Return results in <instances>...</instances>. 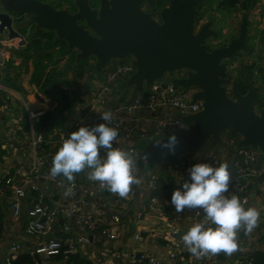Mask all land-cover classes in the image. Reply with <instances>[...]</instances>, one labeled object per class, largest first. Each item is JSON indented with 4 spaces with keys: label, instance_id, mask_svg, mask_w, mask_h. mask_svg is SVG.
Returning <instances> with one entry per match:
<instances>
[{
    "label": "built area",
    "instance_id": "1",
    "mask_svg": "<svg viewBox=\"0 0 264 264\" xmlns=\"http://www.w3.org/2000/svg\"><path fill=\"white\" fill-rule=\"evenodd\" d=\"M4 32L0 36V67L9 58L10 50L18 46L17 40L24 41L27 38L20 35L9 38ZM134 72L131 59L125 64L117 63L105 73L102 81H94L92 92L82 91L78 106L85 115L74 124L68 134L59 129L52 133L37 130L45 112L31 110L26 103L0 84V124L7 127L3 137L4 149L6 153L10 152V156L5 157L3 163H11V151L22 159L27 156L31 159L28 171H23L21 164L12 172H0V198L6 191L10 194V227L14 230L22 216L26 215L29 221L24 227V234L27 237L43 238L44 243L34 250L35 254L43 258L56 256L61 251L59 241L51 237L46 239L54 231L56 219L61 217L65 220L63 231H79L68 240V253L76 252L77 246L92 245L95 241L93 234L101 228L104 241L98 255L94 257L95 264H222L217 256L197 260L187 251L181 237L203 219V213L188 210L177 213L171 204L172 195L170 192H161L159 181L165 180L175 190L183 191V183L191 182L188 170L194 164L207 163L212 167H219L224 163L220 154L224 152L228 157L225 162L229 165L230 173V187L226 195H236L246 207L251 193L255 190L262 197L260 218L264 222V154L259 150L250 147L238 148L233 141L225 144L222 142L218 151L210 150L206 154L200 151L168 153L174 163L163 154L160 162L166 158L167 163L161 169L153 168L149 157L147 164L138 157L134 175L142 182L132 185V191L126 199L102 190L99 182L89 181L87 169L78 173L79 177L74 174V181L71 183L62 176L53 178L50 175L52 159L68 135L80 127L103 123L100 115L105 111L112 114L109 126L116 128L119 133L113 147L138 153L139 156L143 155L136 149L135 140L147 139L150 132L154 136L164 137L190 131L192 125L183 118L200 113L203 105L201 99H194L197 92L195 88L183 91L171 81H157L147 87L146 94L130 97L113 107L109 106L112 84L122 77L129 78ZM91 111L94 113L91 114ZM137 132L138 138L133 139ZM18 135L27 138H19ZM105 157L106 152L102 151L101 158ZM164 169H167V174L162 175L160 171ZM10 173L13 174L11 178ZM48 179L52 182L50 188L46 182ZM69 189L71 194L66 195ZM125 223L133 226L129 239L133 248L129 252H124L119 243L127 229L124 227ZM255 236V229L248 234L243 229L238 232L239 251L232 255L234 264H251L246 261L245 255L256 249ZM148 239L162 243L163 259L144 249L134 248V245L139 246ZM20 249L19 241L13 242L4 264H11Z\"/></svg>",
    "mask_w": 264,
    "mask_h": 264
},
{
    "label": "water",
    "instance_id": "2",
    "mask_svg": "<svg viewBox=\"0 0 264 264\" xmlns=\"http://www.w3.org/2000/svg\"><path fill=\"white\" fill-rule=\"evenodd\" d=\"M73 1L75 13L39 0H2L0 36L6 30L9 38L19 37L13 28L17 20L14 18L25 15L35 24V31L53 32L55 41L63 40L66 50L76 51V63L94 57L97 73L112 61L130 58L135 72L127 84L141 95L165 75L184 72V77L171 82L183 91L195 88L194 99H201L203 105L200 113L183 118L192 126L189 132L176 134L174 154L203 152L209 141L210 147H216L225 129H229V137H240L238 148L250 147L264 154V103L255 110L253 102L259 94L247 80V93L241 95L234 86V100L230 99L224 89L227 79L222 77L224 60L234 58L245 47V19L235 39L210 51L205 42L216 37V32L210 23L198 30L195 26L201 0H168L167 7L159 13L161 23L142 9L146 5L151 12L156 11L155 0H97L98 8L94 9L87 0ZM81 90H94L90 79L85 80ZM157 140L167 143L168 138L147 140L144 145L155 164L163 154L170 153L167 148L157 147Z\"/></svg>",
    "mask_w": 264,
    "mask_h": 264
},
{
    "label": "clouds",
    "instance_id": "3",
    "mask_svg": "<svg viewBox=\"0 0 264 264\" xmlns=\"http://www.w3.org/2000/svg\"><path fill=\"white\" fill-rule=\"evenodd\" d=\"M100 120L104 122L80 127L68 135L52 159L50 175L53 178L62 176L71 183L74 174L87 169L89 181L99 182L102 190L126 199L132 185L142 182L134 175L137 158L147 164L148 156L114 148L113 142L119 133L109 126L111 112L105 111ZM177 144L175 133L168 137L167 143L155 142L157 147L167 148L171 154H174ZM102 151L106 152L105 158H101ZM228 169L227 162L219 167L207 163L194 164L188 170L191 182L183 183V191L172 193L171 204L177 213L185 210L203 213V219L181 237L187 251L197 260L221 253L231 257L239 251L238 232L243 229L248 234L258 226L260 213L255 208L245 209L239 197L226 195L230 187ZM65 194H71V190Z\"/></svg>",
    "mask_w": 264,
    "mask_h": 264
},
{
    "label": "crops",
    "instance_id": "4",
    "mask_svg": "<svg viewBox=\"0 0 264 264\" xmlns=\"http://www.w3.org/2000/svg\"><path fill=\"white\" fill-rule=\"evenodd\" d=\"M207 0H201V3L198 5L196 12L198 13V16L196 17V30L200 29V27H202L204 24L206 23H210L211 24V29H215V27L220 26L221 25V21L224 20L223 18L226 19V17H224L223 15V11L220 10L219 8L217 10L215 5H212V7L210 6H206L207 4ZM51 5V4H50ZM54 7V6H53ZM207 10L205 11L204 9ZM58 9V8H56ZM63 9V8H60ZM238 10V8H237ZM235 10V11H237ZM70 12V11H69ZM239 12V11H237ZM251 15L250 17L254 18V20H256V17L260 14L264 13V0H261L257 3V5L254 7V9L250 12ZM238 18H240V14L234 12L233 13V19H232V23H237ZM248 19H251L249 17H247ZM17 19L16 21L13 22V28L19 32L20 37L25 36L27 37L24 41H18V46L16 48H12L10 50L9 53V58L7 59L5 65L6 67H8L7 65H12L13 67L8 69V70H14V68L18 67L21 63H23L24 60H26V56L30 57V59L26 60L28 61V65L26 67H28V75L21 78L18 81V84L13 85L12 82L8 83L7 85L2 84L3 87L6 90L11 91L14 95L17 96V98L21 99L24 103H26L27 107L30 108L31 110L34 111H38V110H43L45 113L47 112H51L52 110H54L57 106L56 102L53 101V103L49 102L47 100V96L41 95L37 92L35 86L31 83V78L32 75L34 73V69H33V59H31V57H34V52L37 48H39V50H36L35 56H42V55H47V59H44V64L46 66H48V68L50 67V65H48V63L50 61L53 62V64L60 70V71H64L65 70V66H67L68 63V59L67 56L65 55H55V52H57L58 50V46H53V42H55L56 40V35L53 32H48V31H43L45 34H47L44 37H33L31 36L33 32H39V31H35L34 27L35 24L33 22H30V20L26 19L25 15L19 16V18H14ZM233 32V31H232ZM251 30L247 27V35H246V43H245V47H243L242 49H240L241 52V57L238 58L236 60H238L239 62L241 61V59H243V61H248V63L253 62L254 64H256V66H260L261 62L259 63V61H261L264 57V52H263V48L261 49L259 47L258 44H262L264 43V41H261L263 39H261L258 36V33H254L251 35ZM254 38H252L250 40L251 37H249L250 35ZM4 35H8V32H4ZM27 35V36H26ZM231 35V34H230ZM29 36H31L32 41L38 42L36 46L31 45V48L28 50V45L30 43ZM225 38V37H224ZM51 40V41H49ZM209 40H214L213 37H210L205 44L207 45ZM221 41V40H220ZM250 41V42H249ZM258 42H262V43H258ZM52 43V48H50L49 50H46L45 47L49 44ZM250 43V44H249ZM42 47V48H41ZM208 47V46H207ZM209 48V47H208ZM28 50V51H27ZM27 51V52H26ZM25 56V57H24ZM258 58V59H256ZM92 60V61H91ZM130 58L126 59V62H129ZM258 60V61H257ZM90 68L92 69V77H91V83L94 84V81H102L103 77L105 75V73H107L115 64L120 63V61H112L110 62V64L108 66H106L104 69H102V71L100 73H97L96 69H95V64H96V60L95 59H88L87 60ZM94 61V62H93ZM25 67V68H26ZM16 72H18L17 69H15ZM74 70H69L68 73L66 74L67 79L69 80L71 78V75H73ZM13 74V73H12ZM168 76V75H165ZM177 76V75H176ZM184 77L182 76H177V78H182ZM130 78V77H129ZM129 78H120L118 80H116L112 86H111V97H110V103L109 106L113 107L116 106L118 103H121L127 99H129L130 97H135L137 95H141L140 93H136L134 92V87L133 86H129L127 84ZM165 81H167L166 79H163ZM12 83V84H11ZM69 85L73 88V90H75L77 92V100L74 103V108L75 110H70V113H72L73 116H69L67 117L66 121H65V127L64 128H58L59 131L64 132V133H69L74 124L76 122L79 121V119H81L84 115L85 112L80 111L79 109V101H80V93L82 92L81 90V86L82 85H74L73 83H69ZM93 86V85H92ZM145 88V87H144ZM147 89V87L145 88V90ZM37 94H39L40 96L38 97ZM80 97V98H79ZM96 112H99L98 110H96ZM95 112V113H96ZM78 114L77 115H75ZM91 114L94 113V111L90 112ZM89 114V115H91ZM7 130V127L5 124H0V137H4L5 132ZM230 132V131H229ZM173 134V133H172ZM172 134L166 135L164 137H160V136H154V138L152 139H148V140H153L156 138H168L169 136H171ZM229 137V133L226 134V136L224 137ZM17 137L19 138H27L26 136H22V135H18ZM231 138V137H230ZM235 139V143L237 146L238 141H240V137L236 136L233 137ZM222 139V138H221ZM147 141V140H146ZM145 141V142H146ZM136 144H142V141L139 140H135ZM222 143V142H221ZM221 145V144H220ZM216 148V147H215ZM214 149V148H213ZM217 150V149H216ZM205 151V150H204ZM214 151V150H212ZM12 154V159H11V163L10 161H8V163H0V172L1 171H14V169L19 168L20 165L23 166L22 169L23 171H28L30 168V164H31V159L27 156L26 159H22L20 158L19 155H17L16 153H13L11 151ZM223 159V162H225L228 157L224 154V152L220 153ZM7 208H6V213H7V219L11 220V214H10V198H7ZM261 203H262V197L260 194H258L255 190L251 193L248 204L246 205L245 209L247 208H255L259 213H260V207H261ZM19 225H17V227H15L14 230L11 229V227L9 228L10 231L7 232L6 237H4L3 240L0 241V264H4L6 258L9 256V248L12 245V240L16 241V240H20L22 241V250L23 251H29L32 249H35L36 247L40 246L41 244H39V241H37L36 239H29L25 236H21V230L19 229L20 227H18ZM125 223L124 227H126L127 229L125 230V234L122 235V237L120 238V246H123L122 248L124 249V252H129L131 248H133V246L130 244V233L131 231H133V226L129 225ZM17 229H19L17 231ZM256 230V236H255V248L264 251V222L261 220V218L258 221V226L255 228ZM16 231V232H14ZM121 231H124L123 229H121ZM129 235V236H128ZM15 239V240H14ZM36 240V241H34ZM93 245V244H92ZM92 245H89V247H86L88 249L87 252H83L84 247H80L77 246L76 247V251H79L80 253H82L83 255L87 256L90 260H94L95 258V250L93 248ZM36 246V247H35ZM112 246V245H110ZM134 248L137 249H141V250H145L146 252L152 254V255H156V257L163 259L164 256V252H163V247H162V243L159 241H153L151 239H148L144 242L141 243V245L139 246H135ZM233 257H229L227 256L224 260H222V264L223 263H235L232 261ZM46 264V262H44ZM231 263V264H232Z\"/></svg>",
    "mask_w": 264,
    "mask_h": 264
},
{
    "label": "trees",
    "instance_id": "5",
    "mask_svg": "<svg viewBox=\"0 0 264 264\" xmlns=\"http://www.w3.org/2000/svg\"><path fill=\"white\" fill-rule=\"evenodd\" d=\"M260 0H217V6L220 10H228V9H235L240 10V8L242 10H244L247 13H250L254 7L257 5V3ZM168 3V0H155V5L157 10L158 9H162L165 4ZM16 18H19L18 15H15ZM263 17H264V13H263ZM264 33V30H263ZM47 34H45L43 31H39V32H33L31 36L33 37H44ZM221 35H226L224 33H222ZM31 36H29V39H31ZM223 38V37H222ZM263 39V38H262ZM38 42L32 41V39L30 40V43L28 45V50L31 48V45L33 47L37 45ZM53 46H58V55H65L67 56L68 59V63L67 66L65 68L64 71H60L59 69H57V67L52 64L49 68L48 66H46L44 64V59H47V55H42V56H36L33 59V69H34V73L32 75L31 78V83L35 86L37 92L41 95L50 97L51 99H53L57 106L55 111H51V112H47L43 115V117L40 120V123L37 127V130L45 132V133H52L53 130H56L58 128H64L65 127V121L67 119V117H69L70 115H72V113H70V110H75L74 108V103L77 100V92L75 90H73V88L69 85L68 82L63 81L62 78L66 75V73L69 70H80L83 67H87L88 68V72L91 73L92 69L90 68V66L88 65V61L87 60H81L78 63H76L75 60V55H76V51H74L73 49L70 50H66L67 45L65 43V41L63 40H58L53 42ZM38 49V48H37ZM242 49V48H241ZM27 50V51H28ZM39 50V49H38ZM26 51V52H27ZM240 56V55H239ZM25 57V56H24ZM237 55L236 58H234L232 60V62H234V60L237 59ZM30 59V57L26 56V60ZM126 60H122L120 61L121 64H125ZM239 62V61H238ZM237 67L234 68V79L236 81L237 84V90L240 93H244L245 92V80H247L251 86L253 87V89L256 92H260V86H257V81L254 80V69H255V64H250L248 63V61H240L238 65H236ZM225 70L222 74V77L225 79H230L231 77L225 75ZM263 81V78H262ZM144 98V97H143ZM122 103V102H121ZM254 106L256 108H259L261 106H263L264 100H262V98L260 97V95L258 97H256V99L254 100ZM119 104V103H118ZM75 115L78 116V114L75 113ZM91 127V126H89ZM140 127L142 128V125H140ZM140 132V131H139ZM139 132H137L134 136L133 139H137L138 138V134ZM141 133V132H140ZM229 133L228 129L223 130L220 133L221 136V140L222 142L228 143L230 141H233L235 143V139L234 138H230V137H223L226 136V134ZM154 138V135L150 132L148 133V137L147 139L142 140V144H139L136 146V149L142 153V155L145 153L148 155L151 163V166L155 169H161L164 168L166 165V158H170V160L172 161V163H174L173 159H171V157L168 155V153L164 154L165 155V160L164 161H159L157 164L153 163L151 157L149 156V154L147 153L144 145H145V141L148 139H152ZM15 142V141H14ZM4 144H5V139L3 137H0V163L3 162L4 158H5V149H4ZM18 145V143H14V145ZM236 144V143H235ZM220 145H217L216 148L214 149H205V151H203L204 154H206L207 152H209L210 150H214V151H218L220 149ZM217 149V150H216ZM194 152H198V151H193ZM202 154V155H204ZM12 173L9 174V177H12ZM75 177H79L78 174H75ZM3 183V182H2ZM159 186H160V190L161 192L167 193L170 192V194L172 195L173 191H175L174 188H172L171 186L167 185L166 181H159ZM10 196L9 192H5V195L0 198V241L4 239V237H6V234L10 228V220L7 219V213H6V208H7V198ZM230 198V197H229ZM51 204V202H50ZM29 221V218L26 215H23L20 222H19V229L21 230V236H25L24 234V227L27 224V222ZM65 224V220L62 219L61 217H58L55 221L54 224V231L51 234V238L54 240L59 241L60 245H61V251L58 255L56 256H51V257H47V258H43L40 255H37L34 253L35 249L32 250H27V251H23L22 249H20V251L17 253V255L15 256V258L11 261V264H41L42 262H46V264H95L94 261L90 260L87 256L83 255L82 253H80L79 251H76L74 253H68V246H67V242L68 240H70L71 238H73V235L76 234L79 231H71V232H65L63 231V225ZM17 229V231L19 230ZM19 230V231H20ZM101 228H98L97 231H95L94 238L95 241L93 243V248L95 250V255H98L100 248L103 246V241H104V237L101 234ZM16 232V231H14ZM29 239H36L37 241H39V244H43L44 240L43 238L40 237H27ZM15 240V239H14ZM21 240V239H20ZM19 241L20 246L22 248V241ZM34 240V241H36ZM12 242H15L12 240ZM36 247V246H35ZM9 254V253H8ZM220 260H224L227 256L224 255L223 253L219 254L217 256ZM246 261H249L251 264H264V251L259 250V249H253L250 252H248L247 255H245Z\"/></svg>",
    "mask_w": 264,
    "mask_h": 264
},
{
    "label": "rangeland",
    "instance_id": "6",
    "mask_svg": "<svg viewBox=\"0 0 264 264\" xmlns=\"http://www.w3.org/2000/svg\"><path fill=\"white\" fill-rule=\"evenodd\" d=\"M39 1H41V2H44V3H47V4H51L52 6H55V8H58V9H60L61 7L65 10V11H67V9L70 7V5H71V7H72V9L70 10V13H75V11H76V8H75V6H74V1L73 0H62V2H61V0H39ZM90 1H94V2H97V0H90ZM261 1V0H260ZM1 2H2V0H0V4H1ZM63 2H64V4H63ZM217 0H207V5L206 6H210V7H212V5H215L216 6V9L215 10H217L218 9V6H217ZM67 6V8H66V6ZM167 5H168V3L167 4H165V6L162 8V9H158V10H156V11H153V12H151V10H149L148 8H147V6L146 5H143V11H145V12H149L150 13V15H151V17L156 21V22H158V23H161V16H160V14L159 13H161L162 11H163V9H165L166 7H167ZM69 10V9H68ZM205 11L207 10V8L206 9H204ZM223 11V15H224V17H226V19L225 18H223L224 20H222L221 22V25L220 26H218L217 25V27H215V29H212V30H214V32H216V34H217V36L216 37H213L214 38V40L212 41V40H209L207 43V46H210L211 48H215L217 45H218V39H219V43H223V44H227V42H229V41H231L232 39H234V38H236L237 36H238V33H239V28H240V25H241V23H242V21H243V19H245V23H246V26L252 31L251 32V35L252 34H254V33H258V36L260 37V38H263L264 39V33H263V30H264V17H263V14H260L259 13V15L256 17V20H254V18L252 17H250V15H251V13H247L246 14V12L244 11V10H242L241 8H240V10H237V11H239V12H237V11H235V9H228V10H222ZM234 12H236V13H239L240 14V18H238V20L239 21H237V23H232L231 21H232V19H233V13ZM247 17H249V18H251V19H248ZM233 31V32H232ZM222 33H224V34H226V35H221ZM231 34V35H230ZM250 35V34H249ZM249 36V37H251L250 38V40L252 39V38H254V37H252V36ZM255 35V34H254ZM255 36H257V35H255ZM223 37V38H222ZM225 37V38H224ZM49 41H51V40H49ZM250 42V41H249ZM258 43H262V42H258ZM52 43H49L46 47H45V49L46 50H49L50 48H52V45H51ZM250 44V43H249ZM259 45V47L263 50V52H264V43H262V44H258ZM40 48V47H39ZM38 48V49H39ZM42 48V47H41ZM210 48V49H211ZM38 49H36V50H38ZM36 50H35V52H34V57H36V56H38V55H36L35 56V53H36ZM58 51H59V49H57ZM58 51L57 52H55V55H58ZM34 57H31V59L32 58H34ZM241 56H239L238 58H240ZM26 59V58H25ZM89 59H95L94 57H91V58H89ZM128 59V58H127ZM256 59H258V58H256ZM92 61V60H91ZM241 61L242 62H244L243 61V59H241ZM258 61V60H257ZM94 62V61H93ZM261 62V64L262 65H264V57H263V59L261 60V61H259V63ZM6 63V62H5ZM53 64V62L52 61H50L49 63H48V65H52ZM224 64H225V66L227 67L226 69H225V75L227 76V78H228V76L229 77H231L229 80H231L232 81V79L234 78V75H235V70H234V68L235 67H237L236 65H238L239 64V62H238V60H234V62H230V60H224ZM28 65V61H26V60H24L23 61V63H21L18 67H16V68H14V70H8V69H10V68H12L13 66L10 64V65H7L8 67H6V65L4 64L2 67H0V84L2 85V84H5V85H7L8 83H10V82H12L13 83V85H15L16 86V84H18V81L21 79V78H23V77H25V76H27L28 75V67H26ZM89 65V64H88ZM230 65H232V66H234V68H229V66ZM256 65V64H255ZM26 67V68H25ZM65 68H66V66H65ZM256 68H257V66L255 67V69H254V72H255V74H254V80L255 81H257V86H260L261 88H260V92L258 93L259 95H260V97L262 98V100H264V81H262V77L260 76V75H258L257 73H256ZM15 69H17L18 70V72H16V70ZM58 69V68H57ZM74 72L75 73H73V75H71V78L68 80L67 79V77H66V75L62 78V80L63 81H66V82H68V83H73L74 85H76V86H78V85H82L84 82H85V80L86 79H90L91 80V77H92V73H89L88 72V68L87 67H83L82 69H80V70H74ZM13 73V74H12ZM68 73V72H67ZM66 73V74H67ZM92 74V75H91ZM185 76V73L184 72H181V71H177V72H175V73H173V74H170V75H168V76H165L163 79H166L167 81H173V80H175L176 78H177V76ZM19 79V80H18ZM226 79V78H225ZM11 83V84H12ZM19 83H20V81H19ZM228 80H227V83L224 85V89H225V92H226V95L230 98V99H232L231 97H230V95L231 94H229L230 92H231V84H229L228 85ZM3 86V85H2ZM47 100L49 101V102H51V103H53V99H51L50 97H48L47 98ZM233 100V99H232ZM56 109V108H55ZM55 109L54 110H52V112L53 111H55ZM257 108H255V110H256ZM257 111V110H256ZM229 130V129H228ZM176 134H178V133H175V135ZM224 137V136H223ZM239 137V136H238ZM211 141H209L208 143H206V145H205V147H204V149L206 148V149H209V148H211V149H213V148H215V147H210L209 145V143H210ZM6 153V152H5ZM148 153V152H147ZM10 156V152H8V153H6V158H8ZM150 156V155H149ZM151 157V156H150ZM152 163V162H151ZM161 172V174L162 175H165V174H167V169H164V170H161L160 171ZM49 180V179H48ZM47 182V186L50 188L52 185V182H51V180H49V181H46ZM86 247H89V246H84V249H83V252H87V250H85V249H88V248H86Z\"/></svg>",
    "mask_w": 264,
    "mask_h": 264
},
{
    "label": "flooded vegetation",
    "instance_id": "7",
    "mask_svg": "<svg viewBox=\"0 0 264 264\" xmlns=\"http://www.w3.org/2000/svg\"><path fill=\"white\" fill-rule=\"evenodd\" d=\"M88 1V4H89V6H90V8L91 9H94V8H98V3L97 2H94V1H90V0H87ZM61 2H62V0H61ZM63 4H64V2H63ZM66 6V5H65ZM55 7V6H54ZM62 8V7H61ZM66 8H67V6H66ZM69 9V10H68ZM67 9V11H70L71 9H72V7H71V5H70V7ZM235 39V38H234ZM247 39V38H246ZM246 39H245V43H246ZM262 39V38H261ZM233 40V39H232ZM261 41H264V39L263 40H261ZM220 41H219V39H218V45L215 47V48H211L210 46H208L209 47V50L211 51V50H213V49H216V48H219V47H224V46H226L229 42H227V44H223V43H219ZM211 48V49H210ZM236 55L239 57V55H241V52H240V50H238V52L236 53ZM236 55L234 56V58H236ZM234 58H232V59H230V62H232V60L234 59ZM250 64H254L253 62H251ZM256 66V65H255ZM227 67L225 66V69H226ZM229 68L231 69V68H234V66H232V65H230L229 66ZM255 73V72H254ZM256 73L258 74V75H260L262 78H263V81H264V65H260V66H257V68H256ZM228 80V85L229 84H231V92L229 93V94H231L230 95V97L234 100V96H233V89H234V86H236L237 87V84H236V81H235V79L233 78L232 79V81L231 80H229V79H227ZM244 84H245V82H244ZM246 88V87H245ZM239 92V91H238ZM240 93V92H239ZM247 93V89H245V92L244 93H240L241 95H245ZM258 93V92H257Z\"/></svg>",
    "mask_w": 264,
    "mask_h": 264
}]
</instances>
